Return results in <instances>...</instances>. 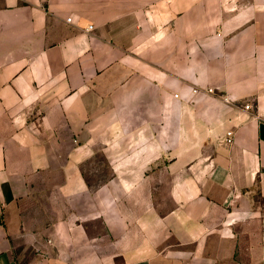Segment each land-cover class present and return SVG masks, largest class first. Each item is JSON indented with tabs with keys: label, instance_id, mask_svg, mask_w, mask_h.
Wrapping results in <instances>:
<instances>
[{
	"label": "crops",
	"instance_id": "1",
	"mask_svg": "<svg viewBox=\"0 0 264 264\" xmlns=\"http://www.w3.org/2000/svg\"><path fill=\"white\" fill-rule=\"evenodd\" d=\"M254 194L264 0H0V264H264Z\"/></svg>",
	"mask_w": 264,
	"mask_h": 264
},
{
	"label": "rangeland",
	"instance_id": "2",
	"mask_svg": "<svg viewBox=\"0 0 264 264\" xmlns=\"http://www.w3.org/2000/svg\"><path fill=\"white\" fill-rule=\"evenodd\" d=\"M103 164H104V156L101 153L95 155L92 162H89L87 164V168L85 170H86L87 176L89 177V181L91 182V187L93 188L98 187L97 184H94V182H99L102 179H106V170L105 169L98 170V167H97ZM253 197H254L253 199L255 200L257 207L261 208V210L264 213V201L257 194H254Z\"/></svg>",
	"mask_w": 264,
	"mask_h": 264
},
{
	"label": "built area",
	"instance_id": "3",
	"mask_svg": "<svg viewBox=\"0 0 264 264\" xmlns=\"http://www.w3.org/2000/svg\"><path fill=\"white\" fill-rule=\"evenodd\" d=\"M68 21H71V19H68ZM89 29H93V26H91ZM178 97V96H177ZM247 109L250 108V106H246ZM226 142L228 144H232L233 143V133L232 132H229L227 134V138H226ZM50 244L52 243L50 240L48 241Z\"/></svg>",
	"mask_w": 264,
	"mask_h": 264
}]
</instances>
